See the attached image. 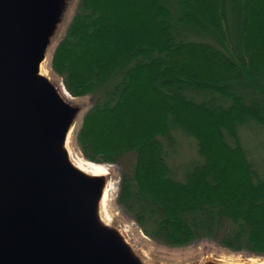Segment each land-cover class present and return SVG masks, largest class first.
<instances>
[{
	"label": "trees",
	"instance_id": "1",
	"mask_svg": "<svg viewBox=\"0 0 264 264\" xmlns=\"http://www.w3.org/2000/svg\"><path fill=\"white\" fill-rule=\"evenodd\" d=\"M74 96L90 95L75 140L120 167L117 203L154 240L201 238L264 254V185L239 124L264 123V0H78L50 58ZM182 129L199 156L182 176L168 147Z\"/></svg>",
	"mask_w": 264,
	"mask_h": 264
},
{
	"label": "water",
	"instance_id": "2",
	"mask_svg": "<svg viewBox=\"0 0 264 264\" xmlns=\"http://www.w3.org/2000/svg\"><path fill=\"white\" fill-rule=\"evenodd\" d=\"M72 3L0 0V264H161L107 213L109 167L84 169L70 147L85 104L43 70Z\"/></svg>",
	"mask_w": 264,
	"mask_h": 264
},
{
	"label": "rangeland",
	"instance_id": "3",
	"mask_svg": "<svg viewBox=\"0 0 264 264\" xmlns=\"http://www.w3.org/2000/svg\"><path fill=\"white\" fill-rule=\"evenodd\" d=\"M78 0H73L71 8L58 29L53 43L50 47L47 58L43 64V70L50 74L56 80L61 81V77L52 69L50 58L52 51L65 32V27L73 16ZM264 84V82H263ZM233 90L242 95L247 102L256 103L258 100L263 101L262 96L249 82H242L233 84ZM74 101L82 102L85 104L83 113L78 118L73 131L70 136V147L73 155L83 157L82 151L76 143L75 135L80 126L83 114L90 107L92 100L90 95L74 96ZM264 116V109H263ZM242 143L249 161L250 170L252 173L253 181L257 185H264V123L255 121L254 119L247 118L239 124ZM177 141L168 147L169 149V163L176 167L178 177L182 176L183 165L185 167L191 165L196 159H199L197 152V140L190 134L185 133L182 129L174 130ZM201 160L202 157L200 156ZM87 159V158H85ZM109 167L111 171L112 188L109 191L106 199L105 208L121 226L126 230L130 239H132L138 247L147 255L151 261H156L161 264H183L184 262L197 259L201 256L218 257L223 261L230 262H244L247 264H264V254H256L246 250L235 251L224 245L219 244L216 240L208 237L201 238L187 245L172 246L160 243L150 236H148L143 229L139 226L138 222L127 213L116 201L117 192L119 189L120 180V167L117 163H102Z\"/></svg>",
	"mask_w": 264,
	"mask_h": 264
},
{
	"label": "bare ground",
	"instance_id": "4",
	"mask_svg": "<svg viewBox=\"0 0 264 264\" xmlns=\"http://www.w3.org/2000/svg\"><path fill=\"white\" fill-rule=\"evenodd\" d=\"M68 95L69 93L67 91H65ZM78 164L83 167L84 169L88 170V171H92V172H95V173H100V172H106L107 171V167L106 165L104 164H101V163H93V162H90L86 159H84L83 157H80L79 156V159H78ZM108 188L107 187V190L105 192V198H106V195H107V191H108Z\"/></svg>",
	"mask_w": 264,
	"mask_h": 264
}]
</instances>
